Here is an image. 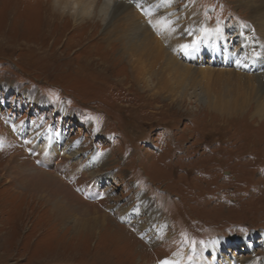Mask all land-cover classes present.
Segmentation results:
<instances>
[{"label":"rangeland","instance_id":"rangeland-1","mask_svg":"<svg viewBox=\"0 0 264 264\" xmlns=\"http://www.w3.org/2000/svg\"><path fill=\"white\" fill-rule=\"evenodd\" d=\"M54 2L0 0V264H164L176 256L194 264L199 247L207 251L204 264L230 257L264 264V114H255L254 100L241 106L229 97L219 101L227 110L220 112L204 95L213 78L247 71L244 65L198 55L189 63L201 84L157 93L140 86L121 39L106 36L107 21L97 14L81 22ZM166 3L181 19L187 45L190 34L206 38L202 31L217 26L222 52L240 49L243 38L255 50L261 43L241 0ZM141 20L157 36L155 21ZM214 84L219 95L222 81ZM31 128L53 133L58 155L67 143L79 150L99 173L96 184L108 188L109 207H101L107 223L93 236L51 214L50 203L21 193L8 164L26 151L18 134ZM141 199L150 207L138 210ZM124 205L132 208L128 216ZM212 239L233 252L221 247L214 261L206 246Z\"/></svg>","mask_w":264,"mask_h":264},{"label":"bare ground","instance_id":"bare-ground-1","mask_svg":"<svg viewBox=\"0 0 264 264\" xmlns=\"http://www.w3.org/2000/svg\"><path fill=\"white\" fill-rule=\"evenodd\" d=\"M98 1L55 0L54 8L59 13L61 11L68 13L73 19L76 17L81 22L86 17L87 19L90 17L92 20L97 14L100 19L107 21L106 36L109 40L121 39L122 55L134 63L131 64L134 72H138L135 78L140 86L154 89L157 87V93L167 91L170 95H174L175 90L183 84L196 87L202 82L198 79V71L194 69L193 65H190L194 63L189 62H195L198 55L204 56V54L210 53L216 59H221L223 63L231 61L230 58L238 60L247 69V71L239 70L236 73L233 71L228 74L221 73V77L216 76L210 83L208 81L207 88L203 90L210 108L226 112L227 110L221 107L219 101L227 100V97H229L234 98V100L238 99L241 106L244 102L254 100L258 103L255 114H264V0H241L244 6H249L252 15L256 19L255 25L260 30L258 31L261 34L258 35V38H260L258 42L261 43H256L258 44V47L256 46L257 50L254 49L252 42H246L247 40L243 38L245 41L240 49L226 47L225 52H222L220 48V44L225 45L226 43L223 39L224 35L218 32L222 28L220 26L205 28V31L202 32L206 35V38L201 33L200 38H195L193 34H190L189 39L191 42L185 50L184 46L187 43L183 38L184 32L180 29L179 22L181 19L174 17L173 14L167 11V8H170L166 3L167 0H138L135 2L137 6L125 2L121 3L120 0H104L101 4ZM140 6L141 19L144 17L155 21L156 25L152 26L159 29L157 34L159 38L152 32L153 28L145 26L144 22L141 23L142 25H138L141 19L136 20L139 14L134 9ZM162 8L163 11H161ZM124 13L127 14L119 21L118 17ZM155 14H161L162 16L153 18ZM170 17H172V21L169 25L165 21ZM114 20L116 22H112ZM109 24L114 26L110 27ZM211 38H214V41ZM180 52L186 53L191 60L184 55V59L188 62L181 60ZM242 65L240 66L242 67ZM249 71L253 74H248ZM147 76L156 80L155 85L151 86ZM216 81H222L220 90L224 95L222 93L216 95L212 91L215 89L214 83ZM215 104L217 107L214 106ZM20 134L18 135L22 144L25 145L26 151L21 155H16L12 160L13 163L9 162L8 170L13 173L23 187L21 193L29 195L32 199L50 203L52 205L51 214H56L58 219L65 222L74 220V231L81 230L88 233V237L93 236V231H96L99 226H105L107 223L101 207H109L110 201L108 199V188L105 189L100 184H96V179H98L96 176L99 173L90 171L91 165L90 167L85 166L80 155L81 152L73 148L71 150L69 143L63 147L62 154L58 155L59 149L52 146L54 134L48 132L47 129L43 132L37 130V128H31L25 130L22 135ZM41 163L43 166H40ZM34 172L36 173L34 174ZM75 188L78 189L77 192L73 190ZM138 204L141 207L138 210L141 211L144 207H150L147 205L148 201L146 199H141ZM131 209V207L124 205L120 210L123 216H128ZM140 226H143V224L141 223ZM206 246L214 253V261H217L218 256L223 254L221 247L226 251L228 250V252H233L231 247L228 249V246L222 244L221 240L218 239L210 240L206 243ZM246 248L248 247H244V250H247ZM204 250L202 247L198 248L197 260L194 264H204L209 260L208 255L206 256L207 251ZM225 259L232 260L226 264H239L232 257ZM183 262L184 258L182 256H176L173 261H165L164 264H181ZM240 263L252 264L243 261H240Z\"/></svg>","mask_w":264,"mask_h":264},{"label":"snow or ice","instance_id":"snow-or-ice-1","mask_svg":"<svg viewBox=\"0 0 264 264\" xmlns=\"http://www.w3.org/2000/svg\"><path fill=\"white\" fill-rule=\"evenodd\" d=\"M184 48H185V50H187V48H188V45H185V46H184Z\"/></svg>","mask_w":264,"mask_h":264}]
</instances>
